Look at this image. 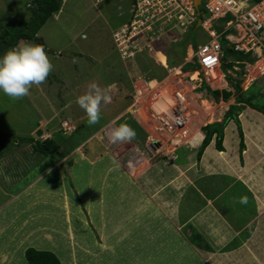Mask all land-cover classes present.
<instances>
[{
    "label": "rangeland",
    "instance_id": "rangeland-1",
    "mask_svg": "<svg viewBox=\"0 0 264 264\" xmlns=\"http://www.w3.org/2000/svg\"><path fill=\"white\" fill-rule=\"evenodd\" d=\"M32 1L0 0V27L17 28L23 22L28 23L33 16L32 7L34 5ZM202 12L205 14L203 6ZM136 15L135 0H63L60 11L42 27L36 40H22L19 43V45L24 43L43 45L53 69L43 84L34 85L30 89V94L22 99H11L0 91V133L9 135L8 138L6 137V141H4L5 138L4 140L0 138V184L3 187L10 185L12 180L24 179L20 181L19 186L22 187L38 178L42 169H48L53 165L54 159L52 157L55 153L46 156L37 152L34 147L36 142L43 143L47 140H54L60 144L61 150H64L71 148L74 146L73 144L81 143L78 136L83 134L84 128L92 131L91 126L83 123L74 134L73 132L76 131L74 119L71 121L75 130L68 132L63 129V123L71 119L70 111L76 107L77 97L84 94L91 83H96L101 88L115 85L112 90V103L101 105L100 120L102 117L109 119V117L117 116L129 105L132 107L134 85H142L146 80L155 79L160 83L165 82V86L171 90L176 91L178 86L187 91L191 107L196 110V117L192 123L193 129L196 131L206 125L222 122L231 114L238 115L242 132L239 130L236 119L229 122L225 129L224 152L227 153V156H232L236 152L238 154L236 164L239 166H245L247 156V159L254 163L252 166L264 168V114L252 109L249 105L252 103L257 106H264V76L259 77L256 81H251L252 78L255 79L253 75L251 78L249 76L241 78L242 92L234 91L227 77L225 80L230 83L228 89L226 85L212 86V88L230 91L232 96L228 101H216L211 91H207L206 88L203 89V86L200 87L203 75L194 63L196 60L193 57L189 59L192 48L196 49V44L205 42L206 35L203 30L201 28L186 29L180 23V25L169 24L166 18L156 23L160 25L158 30H155L154 27L150 30L149 25L145 27L142 24L140 27L141 24L138 22L140 18H136ZM144 15L147 16L148 14ZM150 15L152 14L147 16L148 20ZM158 18L156 17V19ZM134 27H136L135 30ZM121 29L127 30V36L130 40L128 41L130 42L128 48L131 53L129 55L120 50L121 45L116 42V34ZM2 31L3 29H0V32ZM220 43H225L223 38L220 39ZM188 46H192V48ZM188 54L189 57H187ZM233 57L236 55L227 57V60L236 63ZM168 66L169 68H167ZM229 69L224 66V72L227 76L232 70ZM236 71L241 72V69L237 68ZM196 72L199 74L198 79L195 76ZM233 74V77L237 79L236 72ZM187 83L188 85L191 84L192 91L186 89L185 84ZM151 85L155 86L157 83L152 81ZM65 87H70L71 90L69 95L67 92V96L63 93ZM249 89L251 90L250 93L246 92ZM243 98L250 99L251 102L247 103L243 101ZM68 101L73 102L71 109L66 108L64 112L59 114V109ZM56 113L58 115L55 116L52 124L45 125L46 120ZM128 115L122 119L125 120L130 117ZM70 133L73 134L70 135ZM203 135L197 132L192 139L194 145L189 149H179L176 153V159L172 160L174 161L173 165L178 166L181 163L191 161L190 164L193 166L190 168L191 170H185V176H189L193 170L196 171V168L203 167L208 160V164L212 166L220 165L225 160V156L217 150L215 138L210 146L205 149L203 155L199 157ZM242 138L245 144L244 151L241 148ZM26 140L31 141L26 142ZM258 141L262 142V146L257 145ZM257 151L262 153L263 158H258ZM57 154H61V152L56 153V157H58ZM163 156L166 157L164 152L158 154L154 160L160 159L164 162ZM167 158L170 160L169 157ZM10 159L13 160L17 168H12V173H10L15 178L7 176L9 180H6V169L11 162ZM159 164L160 162L153 166V169L151 168L154 187L160 184V186L164 185L165 188L174 189L171 195H166L170 198V204L160 207L170 217V232L175 234V237L171 236L173 242L168 239L167 243L165 241V244H159L162 248L157 246V252L150 251L152 250L151 247L148 250L149 248H145L144 245L141 247L144 249L143 253L138 257H132L129 254V245L134 239L129 236L133 227L129 226L126 232V242H124V253L122 252L123 247H120L118 251L115 242L116 248L113 250H117V252L110 254L112 256L110 264H182V262L183 264H264V217L257 224L259 231L255 233V236H248V240L241 243L234 230L226 231L223 229L225 226L223 222L215 220V217L210 219L212 209L204 213L205 215H200L202 213L199 214L196 211L200 205L194 203L192 207L195 210L192 212L199 215L192 218L188 223H191L190 230L195 235L191 236L190 240L195 241L196 248L193 245L191 247L194 250L189 248L187 241H190L188 236L191 231L188 230L189 226H183L182 216H179L177 211L179 210L178 213L183 214L182 201L184 197L190 198L195 189L191 187V192L186 189L187 185L183 181L184 175L176 168L170 165L164 166V164L159 166ZM192 181L195 182V179ZM229 182L228 178H224L220 183L223 187L222 191L227 186H231L222 196L224 206L221 209L229 219L227 223L225 222L226 225L230 223L229 225L240 228L254 216L262 213L264 215V194L262 197L259 196L256 210L254 198L242 187V184L235 182V185H232ZM197 185L202 184L197 183ZM2 191L3 189L0 188V203L5 198ZM172 198L175 201H171ZM70 200L75 204L72 198L69 199L68 204ZM63 201L67 202L66 195L63 196ZM173 209L174 211H172ZM172 212L176 213L173 215ZM184 212L187 213V211ZM80 221L85 222L84 218H81ZM74 222V224L84 228L78 220ZM240 224L241 226L238 227ZM94 238H92L93 241L90 240L92 253L77 249L78 251L73 255L75 256L74 259L71 256L73 249L79 247L78 243L74 244V240L70 245L68 241L62 239V249L57 247L54 249L58 255L63 253L70 260L65 264H105L101 255L109 253L104 252L109 250L108 246L105 241ZM102 241L103 244L101 245L100 242ZM143 241L147 242V238L145 237ZM149 242L151 241L148 240ZM82 253L87 257L88 254L91 255L88 258L92 262H87V258L84 263L79 261L81 260L79 257L83 256ZM118 255L120 256L119 261H117ZM99 257L101 259H98Z\"/></svg>",
    "mask_w": 264,
    "mask_h": 264
},
{
    "label": "crops",
    "instance_id": "crops-1",
    "mask_svg": "<svg viewBox=\"0 0 264 264\" xmlns=\"http://www.w3.org/2000/svg\"><path fill=\"white\" fill-rule=\"evenodd\" d=\"M193 55L192 48V56L189 57L188 54L187 57L191 59ZM229 61L231 60L228 59L227 62ZM151 81L160 83L157 79ZM164 83L160 84L166 87ZM224 85H227V88L230 86L228 83H224ZM189 86L192 87L191 84ZM202 86L203 83L200 87ZM64 90L63 93L66 96L67 92L68 95L71 92L70 87H65ZM71 104H73L72 101L64 103L58 113L61 114L66 108L71 109ZM75 106L70 111L71 119L68 120L72 124L71 120L74 119L76 123L74 134L83 123L88 124L84 110L82 111L77 103ZM129 106L117 116L109 117V119L102 117L97 125L91 126L92 131L84 128L83 134L78 136L81 143L73 144L74 146L64 150H61L60 147L58 152L61 154H57L58 157H56L55 154L58 153L56 152L52 157L54 159L53 165L48 169H42L38 178L32 182L21 187L19 186L20 181L24 180L21 178L22 180H12L10 185H6V187L0 184V188L3 189L2 194L5 196L0 203V264H29L26 258V251L29 248L52 252L64 264V254L58 255L54 249L56 247L62 249V239L68 241L70 245H72V240H74V244L78 243L79 247L72 248L74 251L71 256L74 259L75 256L73 255L78 251L77 249L92 253L90 240L93 241L94 237L106 242L109 250L104 252L109 253L102 254L101 258L104 259L105 264H110L111 255L117 252V250H113L116 248L115 242L118 251L120 247H123L122 252L124 253V242H126V232L129 226L133 227L129 237L134 239L129 245L130 256L138 257L141 255L144 251L141 247L144 245L145 248H149L148 250L151 247L152 250L150 251L157 252V246L161 247L159 244L163 245L165 241L168 242V239L172 241L171 236L175 237V234L170 232L169 215L160 208L170 204V198L166 195H171L174 189L165 188L164 185L160 186V184L154 187L155 184L153 183L152 167L158 165L159 162V166L161 164L170 165L183 174V181L187 185L188 191L191 192V187L195 189L190 198L184 197L182 201L183 214L178 213L179 210L177 211V214L182 216L184 227L189 226L188 230H190L191 223L188 222L192 218L200 213L203 215L212 209L210 219L215 217V220L223 222L225 225L223 229L226 231L234 230L241 243H244V240H248L249 237L255 236V233L259 231L257 224L264 217L263 213L254 216L243 227H240V224L238 226L240 228H235L229 225L230 223L226 225L229 219L221 209L224 206L222 196L231 186H227L222 191L223 187L220 183L224 178H228L229 184L235 185V182L242 184V187L254 198L257 210V200L259 196L262 197L264 194V168L252 166L254 163L248 160L247 156L245 166H239L236 164L238 157L236 152L232 156H227L226 152H221L220 154L225 156V160L220 165H209L208 160L203 167H195L196 171L193 170V173L191 172L189 175L190 177L185 176V170H191L190 168L193 166L190 164L191 161L181 163L178 166L173 165L174 161H170L167 156H163L164 162L160 159L154 160L158 153L148 146L147 131L142 122L135 117L136 115L132 114V107ZM58 113L46 120L44 124H52ZM126 115L130 117L123 120L122 118ZM121 123H127L131 126L136 132V138L130 142L109 143L107 132ZM199 131L203 135L201 129ZM257 145L262 146V142L258 141ZM259 152L258 158L261 159L263 158L262 153ZM113 160L117 163L114 164ZM10 161L6 169V180L8 179L7 176L15 178L10 173H12V168H17V166L12 159ZM154 161L158 162L155 163ZM192 179H195V182ZM197 183L202 185L198 186ZM64 195L67 197V203L70 198L75 201L74 204L70 200V206L76 211L66 209L67 206L63 201ZM171 201H175V199L172 198ZM194 203L200 205L199 208H196L199 213L197 215L192 212L195 210L192 207ZM172 213L174 215L176 212ZM81 218H84L85 222L80 221ZM65 220H67L66 223H64ZM75 220H78L84 228L74 224ZM191 234L188 236L189 240L191 236H195L193 231ZM229 236H231L230 233ZM145 237L147 242L143 241ZM242 237L243 239H241ZM148 240L151 241L150 244ZM103 241L100 242L101 245ZM187 243L189 248L194 250L191 246L195 247V241L190 240ZM82 255L79 257L81 258L79 261L84 263L86 258L87 262L91 261L88 258L91 255L88 254V257L84 253ZM119 259L120 256L118 255L117 261Z\"/></svg>",
    "mask_w": 264,
    "mask_h": 264
},
{
    "label": "built area",
    "instance_id": "built-area-1",
    "mask_svg": "<svg viewBox=\"0 0 264 264\" xmlns=\"http://www.w3.org/2000/svg\"><path fill=\"white\" fill-rule=\"evenodd\" d=\"M196 1L135 0L136 18H140V27L142 24L145 27L149 25L150 30L152 27L158 30L160 25L156 23L163 18L169 24H181L186 29L201 28L206 39L205 42L196 44L193 59L199 65L203 84L207 82L211 86L221 87L224 83H231L225 79L234 76L233 73L240 67L235 66V71L229 69L230 75L227 76L223 66L227 50L249 55L254 60L244 62V76H255L253 81L264 76V0H201L199 8ZM144 14L152 15L148 20V15ZM115 38L121 45L120 50L126 52V55L131 54L127 30L121 29ZM221 38L224 39V44L220 43ZM151 82L146 80L142 85H134L132 114L136 115L147 131L148 146L158 154L164 152L172 161L176 159L179 149H189L193 145V137L200 132L192 127L196 110L191 107L186 90L177 86L174 91L160 83L153 87ZM185 87L192 91L188 83ZM218 89L223 91L222 88ZM63 129L72 132L75 127L70 121H65Z\"/></svg>",
    "mask_w": 264,
    "mask_h": 264
},
{
    "label": "trees",
    "instance_id": "trees-1",
    "mask_svg": "<svg viewBox=\"0 0 264 264\" xmlns=\"http://www.w3.org/2000/svg\"><path fill=\"white\" fill-rule=\"evenodd\" d=\"M63 0H33V16L32 19L28 23H22L17 28L12 27H0V29H3L2 32H0V58L3 57V55L12 48H15L19 45V43L29 40H36L37 34L42 29V27L48 22V20L52 19L61 9ZM254 2H258L260 0H253ZM231 52V53H230ZM230 53V54H229ZM235 54L236 57H233L236 63H228L227 57L229 58L231 55ZM224 64L223 66L230 68L235 71L234 67H240L241 72H236L238 75V78H234L233 76L229 77V80L231 81V85L233 87L234 91H240L242 92V79L245 74V61L254 62L249 55H244L240 53H236L231 50H227L225 53V56L223 58ZM239 62V63H238ZM197 67H199L198 64H196ZM254 80V78L251 79V81ZM206 88L207 91H211L214 95V98L216 101H228L230 97L232 96V93L230 91H221L219 89L212 88L211 85H209L207 82H204L203 89ZM214 89V90H212ZM250 89L246 92L250 93ZM243 101L250 103V99H244ZM250 107L254 110H257L264 114V106L262 105H256V104H249ZM234 119L237 120V125L239 127V130L241 131V122L239 120L238 115L231 114L227 118H225L222 122H216L210 125H206L205 127H202L201 131L204 133L205 137L204 140L201 143L200 150H199V157L203 155V152L206 148L210 146L213 139L216 140V147L217 150L220 152H224L225 149L223 147V141L225 136V129L227 128L230 121H233ZM242 132V131H241ZM9 135L1 134L0 138L2 140L6 141V137ZM241 136L243 134L241 133ZM8 138V137H7ZM31 140H26V142ZM25 142V140H23ZM35 149L37 152L42 153L46 156L53 155L60 149V145L54 141V140H47L43 143L36 142ZM241 148L242 151L245 150V144L242 138L241 141ZM26 258L29 262V264H62L60 259L52 252L49 251H38L34 248H29L26 251Z\"/></svg>",
    "mask_w": 264,
    "mask_h": 264
},
{
    "label": "clouds",
    "instance_id": "clouds-1",
    "mask_svg": "<svg viewBox=\"0 0 264 264\" xmlns=\"http://www.w3.org/2000/svg\"><path fill=\"white\" fill-rule=\"evenodd\" d=\"M52 69L43 45H18L0 58V91L11 99H22L30 94L34 85L43 84ZM114 88V84L101 88L91 83L87 91L77 97L76 103L86 113L89 126L99 123L101 105L112 103ZM107 138L111 144L130 142L136 138V132L127 123H121L107 132ZM113 163L117 162L113 160Z\"/></svg>",
    "mask_w": 264,
    "mask_h": 264
},
{
    "label": "bare ground",
    "instance_id": "bare-ground-1",
    "mask_svg": "<svg viewBox=\"0 0 264 264\" xmlns=\"http://www.w3.org/2000/svg\"><path fill=\"white\" fill-rule=\"evenodd\" d=\"M190 54H191V56H192V53H190ZM198 75H199V74L196 72V75H195V76H197L196 79H198ZM151 86H152V85H151ZM155 86H156V85H155ZM155 86H153V87H155ZM226 86H227V85H226ZM191 88H192V87H191ZM37 189H38V188H37ZM42 193H43V192H42ZM48 195H49V194H48ZM48 195H47V196H48ZM46 198H48V197H46ZM68 201H69V199H68ZM64 204L67 206V207L65 206L67 210L70 209V210H72V211H76L75 208H72V207L70 206V203L68 204L67 202L64 201ZM76 213H77V212H76ZM68 220H69V219H68ZM64 222H65V221H64ZM66 222H67V221H66ZM68 261H70V260L67 258V256L64 255V261H63V263L65 264V263H67Z\"/></svg>",
    "mask_w": 264,
    "mask_h": 264
},
{
    "label": "water",
    "instance_id": "water-1",
    "mask_svg": "<svg viewBox=\"0 0 264 264\" xmlns=\"http://www.w3.org/2000/svg\"><path fill=\"white\" fill-rule=\"evenodd\" d=\"M200 4H201V0H197V1H196V6H197V8H199ZM40 41L43 42L42 39H40Z\"/></svg>",
    "mask_w": 264,
    "mask_h": 264
}]
</instances>
